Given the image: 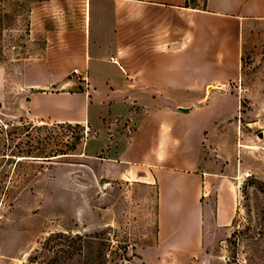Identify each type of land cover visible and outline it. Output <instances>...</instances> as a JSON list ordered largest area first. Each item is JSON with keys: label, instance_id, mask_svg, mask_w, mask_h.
<instances>
[{"label": "crops", "instance_id": "0c3cea01", "mask_svg": "<svg viewBox=\"0 0 264 264\" xmlns=\"http://www.w3.org/2000/svg\"><path fill=\"white\" fill-rule=\"evenodd\" d=\"M263 18L264 0H85L81 28L59 35L18 81L0 69V105L18 94L32 119L87 129L103 110L141 107L118 141L87 139L81 153L112 155L102 159L105 186L138 185L155 203L153 240L134 248L143 264H181L230 220L227 165L204 145L231 114L243 38ZM74 68L86 71L87 87Z\"/></svg>", "mask_w": 264, "mask_h": 264}, {"label": "rangeland", "instance_id": "374dc122", "mask_svg": "<svg viewBox=\"0 0 264 264\" xmlns=\"http://www.w3.org/2000/svg\"><path fill=\"white\" fill-rule=\"evenodd\" d=\"M84 2L0 0V69L18 81L59 35L81 28ZM230 91L231 114L204 148L227 165L234 207L228 224L181 264H264V18L243 38L240 75ZM20 97L0 105V264H30L51 233L59 235L60 264H143L134 248L153 240L155 203L138 185L105 186L102 159L112 155L81 153L87 139L118 141L114 136L131 130L142 108L103 110L87 129L32 119ZM70 245L68 260L63 251Z\"/></svg>", "mask_w": 264, "mask_h": 264}, {"label": "trees", "instance_id": "16d2710c", "mask_svg": "<svg viewBox=\"0 0 264 264\" xmlns=\"http://www.w3.org/2000/svg\"><path fill=\"white\" fill-rule=\"evenodd\" d=\"M192 1V0H189ZM194 1V0H193ZM67 152H61L59 154H65ZM59 235L57 233H51L43 246V250H40L37 254L31 257L30 264H60V249L58 243ZM70 245V250H64V257L70 260L72 257V249ZM229 264V263H227Z\"/></svg>", "mask_w": 264, "mask_h": 264}, {"label": "built area", "instance_id": "2783aa9c", "mask_svg": "<svg viewBox=\"0 0 264 264\" xmlns=\"http://www.w3.org/2000/svg\"><path fill=\"white\" fill-rule=\"evenodd\" d=\"M72 74L75 76L76 79H78L79 83L83 84L85 87L88 85V78L87 73L80 71L78 68H74L72 70Z\"/></svg>", "mask_w": 264, "mask_h": 264}, {"label": "water", "instance_id": "95a60500", "mask_svg": "<svg viewBox=\"0 0 264 264\" xmlns=\"http://www.w3.org/2000/svg\"><path fill=\"white\" fill-rule=\"evenodd\" d=\"M175 108L178 111H180V112L187 113V112H189L193 108V105H189V106L176 105Z\"/></svg>", "mask_w": 264, "mask_h": 264}]
</instances>
